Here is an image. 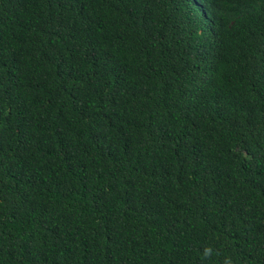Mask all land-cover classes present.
Listing matches in <instances>:
<instances>
[{
    "label": "trees",
    "instance_id": "trees-1",
    "mask_svg": "<svg viewBox=\"0 0 264 264\" xmlns=\"http://www.w3.org/2000/svg\"><path fill=\"white\" fill-rule=\"evenodd\" d=\"M0 264H264V0H0Z\"/></svg>",
    "mask_w": 264,
    "mask_h": 264
}]
</instances>
